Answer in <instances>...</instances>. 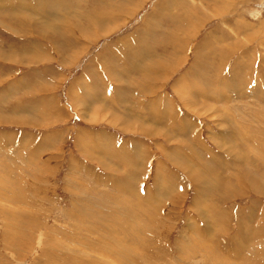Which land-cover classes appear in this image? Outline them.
Here are the masks:
<instances>
[{
    "label": "rangeland",
    "instance_id": "1",
    "mask_svg": "<svg viewBox=\"0 0 264 264\" xmlns=\"http://www.w3.org/2000/svg\"><path fill=\"white\" fill-rule=\"evenodd\" d=\"M162 1L0 0V264H264V0H203L230 15L199 30Z\"/></svg>",
    "mask_w": 264,
    "mask_h": 264
},
{
    "label": "bare ground",
    "instance_id": "2",
    "mask_svg": "<svg viewBox=\"0 0 264 264\" xmlns=\"http://www.w3.org/2000/svg\"><path fill=\"white\" fill-rule=\"evenodd\" d=\"M177 1H178V0H177ZM215 3H216V2H215ZM54 4H55V3H54ZM222 5H223V4H222ZM220 6H221V5H220ZM128 7H129V6H128ZM54 9H55V8H54ZM218 10H220V8H219ZM189 11H190V10H189ZM189 11H188V12H189ZM104 16L106 17V15H104ZM185 16H186L185 18H187L188 21H190V19H191V21H193L194 19H195V20H196V19H199V18H197L196 15H195L193 12H191V11H190V13H189L188 15H187V13H186ZM185 18H184V19H185ZM188 21H185V24H186L185 27L189 28V25H190V27H191V26H195V24H193V23H187ZM97 22H98V24H99V23H102V24H103V23L105 22V19H104V18H101V19L99 18V21H97ZM242 25H243V24H242ZM263 26H264V25H263ZM238 29L240 30V28H238ZM243 29H244V28H242V30H243ZM187 30H188V29H187ZM242 30H241V32H242ZM243 31H244V30H243ZM247 31H248V30H247ZM239 32H240V31H239ZM189 33H190V32H189ZM188 35H189V34H188ZM185 43H187V42H185ZM146 64H147V63H146ZM143 66H144V65H143ZM148 66H149V65H148ZM112 68H113V67H112ZM112 68H111V69H112ZM109 69H110V68H109ZM111 69H110V70H111ZM115 69H116V67H115ZM107 70H108V69H107ZM140 71H141V70H140ZM113 72H114V71H113ZM238 75H239V74H238ZM231 80H232V79H231ZM220 81H221V80H220ZM222 83H223V82H222ZM218 84H219V83H218ZM85 85H86V84H85ZM210 86H211V87H208V88H210V89H209V92H210V93H214V92H215L217 95H220V92H219L215 87L213 88V85H210ZM240 86H241V85H240ZM193 87H194V88H197V87L195 86V84H192V85H191L192 91H193ZM208 88H206V89L208 90ZM215 89H216V90H215ZM199 90H200V89H199ZM204 91H206V90H204ZM200 92H201V91H200ZM190 93H191V91H190ZM195 93H196V92H195ZM215 93H214L213 96H215ZM197 94H198V92H197ZM202 95H203V93H202ZM204 95H205V94H204ZM207 95H208V93H207ZM186 96H187V95H186ZM189 96H190V95H189ZM87 97H88V96H87ZM121 97H122V96H121ZM192 97H194V96H192ZM192 97H191V96L188 97V98H189V101L193 99ZM205 97H206V96H205ZM207 97H208V96H207ZM204 99H205V98H204ZM234 99H235V98H234ZM258 99H259V98H258ZM161 100H162V99H161ZM212 100H213V99H212ZM217 100H218V99H217ZM219 100H220V99H219ZM214 101H215V100H214ZM221 101H222V100H221ZM221 101H220V102H221ZM194 103H195V102H194ZM196 104H197V103H196ZM218 104L220 105V103H218ZM223 105H224V104H223ZM223 105H222V106H223ZM257 106H258V105H257ZM166 107H167V106H166ZM225 107H226V106H225ZM258 107H259V106H258ZM168 108H170V104H169V106L167 107V110H169ZM223 108H224V107H223ZM191 109H192V108H191ZM191 109H190V110H191ZM165 110H166V109H165ZM259 110H260V109H259ZM259 110H258V111H259ZM89 111H90V110H89ZM208 111H209V110H208ZM219 111H220V110H219ZM236 111H237V110H236ZM215 112H216V110H215ZM251 112H252V111H251ZM167 113L169 114L170 117L166 116L165 118H167V119H169V118L172 119V117H173V115H174V114L172 113V111L169 110ZM211 113H212V112H211ZM217 113H218V112H217ZM221 113H222V112H221ZM224 113H225V112H224ZM258 113H260V112H258ZM226 115H227V114H226ZM247 115H248V114H247ZM218 116H220V114H219ZM158 117H159V118H158V122H157L158 125H160L159 122H161V121L167 123V125H169V124L171 123L172 126H173L172 130H173L174 128H177V130H173L174 132H176V134H179V135H183V134H184L185 131L182 130V129H180L181 127H180V128L178 127L179 124H178V121H177V120H175V121L173 120L172 122H171V120H170V121H169V124H168V120H167V121H166V120H162L163 117H162L161 113H158ZM221 117H222V116H221ZM248 117H249V116H248ZM251 117H252V116H251ZM260 117H261V116H260ZM173 118H174V117H173ZM221 119H222V118H221ZM250 119H251V118H250ZM250 119H249V120H250ZM254 119H256V118H254ZM88 120H89V119H88ZM126 120H127V119H126ZM223 121H224V120H223ZM255 121H257V120H255ZM132 122H133V121H132ZM173 124H174V125H173ZM177 124H178V126H177ZM227 125H228V124H227ZM230 125H231V124H230ZM161 126H162V125H161ZM170 126H171V125H170ZM220 126H221V125H220ZM262 126H263V125H262ZM159 127H160V126H159ZM186 127H187V126H186ZM230 127H231V126H230ZM234 127H235V126H234ZM182 128H183V127H182ZM241 128H242V127H241ZM243 128H244V127H243ZM230 129H231V128H230ZM235 129H236V128H235ZM239 129H240V128H239ZM245 129H246V128H245ZM127 131H128V130H127ZM182 131H184V132H182ZM236 131H237V130H236ZM191 132H192V131H191ZM232 132H233V131H232ZM249 132H250V131H249ZM236 133L239 134L240 136H244V135L242 134V130H239V132H236ZM236 133H235V134H236ZM169 134H170V133H169ZM187 135H188V134H187ZM228 135H229V134H228ZM175 136H176V135H175ZM226 136H227V135H226ZM230 137H231V136H229L228 138H230ZM246 137H247V136H246ZM246 137H241V139L239 138V140H241V142H239L240 145H241V144L244 145V146H245V145H248V144L250 145V143L247 144V143L244 142V140H248ZM228 138H227V140H228ZM250 138H251V137H250ZM232 139H233V138H232ZM232 139H231V140H232ZM237 139H238V138H237ZM237 139H236V140H237ZM252 139H253V138H252ZM176 140H177V139H176ZM217 140H218V139H217ZM227 140H226V141H227ZM255 140H256V139H255ZM262 140H263V139H262ZM229 141H230V139H229ZM179 142H181V141H179ZM179 142H175V143H176V144H179ZM197 142H198V141H197ZM197 142H196V143H197ZM215 142H216V141H215ZM233 142H234V140H233ZM233 142H232V143H233ZM254 142H255V141H254ZM225 143H226V142H225ZM244 143H245V144H244ZM198 144H199V142H198ZM234 144H235V143H234ZM256 144H257V142H256ZM263 144H264V143H263ZM201 145H202V144H201ZM101 146H102V144H101ZM226 146H227V145H226ZM238 146H239V145H238ZM260 146H261V145H260ZM177 147H178V145H177ZM203 147H204V146H203ZM234 147H236V146H234ZM250 147H251V146H250ZM105 148H106V147H105ZM199 148H200V147H199ZM221 148H222V146H221ZM231 148H232V147H231ZM231 148H229V149H231ZM261 148H262V147H261ZM87 149H88V148H87ZM219 149H220V148H219ZM229 149H228V150H229ZM234 149H235V148H234ZM236 149H237V148H236ZM241 149H242V147H241ZM241 149H240V150H241ZM250 149H251V148H250ZM220 150H221V149H220ZM224 150H225V149H224ZM255 150L257 151V149H255ZM203 151H204V150H203ZM206 151H207V149H206ZM206 151H205V152H206ZM221 151H222V150H221ZM200 152H201V151H200ZM207 152H208V151H207ZM140 153H141V152H140ZM176 153H177V152H176ZM228 153H229V152H228ZM203 154H204V153H203ZM222 154H223V153H222ZM247 154H249V153H247ZM206 155H207V154H206ZM244 155H245V154H244ZM179 156H180V155H179ZM183 156H184V155H183ZM196 156H197V155H194V157H196ZM218 156H219V155H218ZM260 156H261V155H260ZM114 157H115V156H114ZM232 157H233V156H232ZM244 157L247 158L248 160L250 159V156H249V155H246V156H244ZM244 157L241 156V158L245 159ZM215 158L217 159L218 157H215ZM260 158H264V157L262 156V157H260ZM181 159H182V158H181ZM186 159H187V158H186ZM186 159H185V160H186ZM123 160H124V159H123ZM196 160H197V158H196ZM211 160H212V159H211ZM135 161H136V160H135ZM249 161H250V160H249ZM188 162H189V161H188ZM125 163H127V161H126ZM246 163H247V162H246ZM254 163H255V162H254ZM256 163H257V162H256ZM262 163H263V162H262ZM190 164H191V162H190ZM242 164H243V163H242ZM253 165H255V164H253ZM185 166H186V164H185ZM183 167H184V166H183ZM221 167H222V166H221ZM238 167H239V166H238ZM242 167H244V166H242ZM253 167H255V166H253ZM256 167L259 168V166H256ZM189 168H190V167H189ZM191 168H192V167H191ZM217 168H218V167H217ZM193 169H194V168H192V170H193ZM160 170H161V169H160ZM186 170H188V169H186ZM244 170H245V169H244ZM259 170H260V169H259ZM262 170H263V169H262ZM158 171H159V170H158ZM184 171H185V170H184ZM237 171H238V170H237ZM185 172H186V171H185ZM258 172H259V171H258ZM243 173H244V172H243ZM135 174H136V172H135ZM174 175H175V174H174ZM261 175H262V173H261ZM134 176H135V175H134ZM244 176H245V175H244ZM197 177H198V176H197ZM204 177H205V176H204ZM209 177H210V176H209ZM211 177H213V176H211ZM171 178H172V177H171ZM195 178H196V177H195ZM222 178H223V177H222ZM257 178H258V177H257ZM213 179H214V178H213ZM223 179H224V178H223ZM159 180H160V178H159ZM159 180H158V177H157V182H160L159 184H162V181H159ZM161 180H162V179H161ZM194 180H195V179H194ZM253 180H255V179H253ZM253 180H251V181H253ZM210 181H211V180H210ZM215 181H216V180H215ZM121 182H122V181H121ZM163 182H165V181H163ZM223 182H224V181H223ZM255 182H256V181H255ZM165 183H166V182H165ZM176 183H178V182H176ZM196 183H197V185H196L197 188H200V189H201V192H202V189H204V190H209V194L212 192V191H211L212 189H211V190H210V189H206V188H210V186H211L212 183L209 184V182H205V183L202 182V184L204 183V185H205L204 187L201 185L200 180H197ZM118 184H121V183H118ZM122 184H123V183H122ZM133 184H135V183H133ZM157 184H158V183H157ZM159 184H158L159 187H157V188H158L157 190H159L160 187H161V185H159ZM219 184H220V183H219ZM222 184L224 185L225 183H222ZM239 184H240V183H239ZM252 184H253V182H252ZM112 186H113V185H112ZM120 186H121V185H120ZM124 186H125V185H124ZM169 186H170V187H175V183H173V182L171 181V182L169 183V185L166 187L167 190H168ZM254 186H255V185H254ZM257 186H258V185H257ZM125 187H126V186H125ZM250 187H251V186H250ZM259 187H260V186H259ZM259 187H258V189H259ZM121 188H122V187H121ZM129 188H130V187H129ZM123 189H124V188H123ZM125 189H126V188H125ZM126 190H127V189H126ZM165 190H166V189H165ZM171 190H174V188H173V189L171 188L170 191H171ZM204 190H203V191H204ZM263 190H264V189H263ZM263 190H262V191H263ZM124 191H125V190H124ZM132 191H133V190H132ZM259 191H260V190H259ZM118 193H121V194H122L123 192H118ZM124 193H125V192H124ZM130 193H131V192H129L128 194H130ZM262 193H263V192H262ZM128 194L126 193L125 195H128ZM133 194H134V193H133ZM133 194H132V195H133ZM148 194H150V193H148ZM217 194H218V193H217ZM219 194H220V193H219ZM259 194H260V193H259ZM138 195H139V194H138ZM198 195H200V193H199ZM202 195H203V194H202ZM121 196H122V195H121ZM118 197H120V196H118ZM128 197H129V196H128ZM206 197H207V196H206ZM208 197H209V196H208ZM210 197H211V196H210ZM122 198H123V197H122ZM195 198H196V197H195ZM201 198H202V197H201ZM124 199H125V198H124ZM133 199H134V198H133ZM202 199H203V198H202ZM131 200H132V199H131ZM209 200H210V199H209ZM128 201H130V200H128V198H127V202H128ZM145 201H147V200H145ZM145 201H142V202H141V200H139L138 197H137L136 200L134 199V201H132L131 204L133 205V207L130 206V211L133 210V209H134V211H135V209H140V208L142 209L143 206L141 207V205L144 204ZM217 201H219V199H218ZM140 202H141V203H140ZM161 202H162V201H161ZM210 202H211V201H210ZM210 202H209V203H210ZM145 203H146V202H145ZM157 203H158V202H157ZM195 203H196V202H195ZM148 204H149V203H148ZM148 204H147V205H148ZM135 206H136V207H135ZM139 207H140V208H139ZM210 207L213 208L214 206H212V205H211V206L208 205V208H210ZM147 208H148V207H147ZM149 209H151V208H149ZM118 210H119V209H118ZM142 210H143V211L138 210V211H140L141 213H139V212H134L135 218L137 217V221H136L135 223H137V222L140 223V221H142V220H146V219H149L148 222H150V220L153 219V218L151 219V217L149 216L150 214L144 209V207H143ZM121 211H122V210H121ZM125 211H126V210H125ZM216 211H217V210H216ZM151 212H152V211H151ZM218 212H219V211H218ZM218 212H217V213H218ZM222 212H223V211H222ZM248 212H249V211H248ZM106 214H107V213H106ZM116 214H117V213H116ZM119 214H121V213L119 212ZM119 214H118L117 216H119ZM130 214H133V212L131 211V213H129V215H130ZM211 214H213L212 209H211ZM220 214H221V213H220ZM248 214H249V213H248ZM153 215H154V213H153ZM154 216H156V215H154ZM219 216H222V215H219ZM248 216H249V215H248ZM121 217H122V216H121ZM132 217H133V216H132ZM202 217H203V216H202ZM251 217H252V216H251ZM105 219H107V218L105 217ZM118 219H119V217H118ZM118 219H117V220H118ZM210 219H211V218H210ZM255 219H256V217H255ZM117 220H115V221L118 222ZM202 220H203V222H204V226H205V227H206V226H209V225H214V223H216V222H218V224H217V226H216V227H218L219 224L222 226V223H221V222H224V221L227 222V218L223 219L224 221H223L221 218H220V219H217V220H219V221L216 220V222H215V220H214V221H213V220H210V221L207 222V221H205L204 218H202ZM247 220H248V219H247ZM122 221H123V220H122ZM155 221H156V220H155ZM124 222H125V221H124ZM126 222H127V221H126ZM128 222H129V221H128ZM148 222H147V223H148ZM153 222H154V221H153ZM153 222H152V223H153ZM203 222H202V223H203ZM241 222H242V221H241ZM147 223H146V224H147ZM244 223H245V222H244ZM126 224H127V223H126ZM128 224H129V223H128ZM131 224H132V222H131ZM195 224H196V223H195ZM142 225H143V224H142ZM151 225H152V224H151ZM202 225H203V224H202ZM119 226H120V225H119ZM223 226H224V228H225V223H224ZM150 227H151V226H150ZM118 228H119V227H118ZM185 228H186V227H185ZM119 229H121V232H122V227L119 228ZM152 229H153V228H152ZM206 229H208V228L206 227ZM220 230H221V228L218 229V230L216 231L215 234H217ZM123 231H124V230H123ZM117 232H118V231H117ZM117 232H116V233H117ZM135 232H136V231H135ZM194 232H195V234H197V233H199L200 235L202 234V233L199 232V230H197L196 227L194 228ZM222 232H223V230H222ZM119 233H120V232H119ZM98 234H99V233H98ZM124 234H126V232H124ZM127 234H128L129 239H130V238H133V236H134V230H133V228H131V227L128 228V229H127ZM127 234H126V235H127ZM137 234H138V233H137ZM199 234L195 235V237H190V239H189V241H190V245L192 244L193 246H197V247H200V246H201V247H204V246L210 244V242L212 241L213 236L215 235L214 233L212 234V236L210 235L211 237L208 238V239H209V240H208V239H203L202 236H199ZM117 235H118V234H117ZM119 236H120V235H119ZM117 237H118V236H117ZM138 237H139V236H138ZM206 237H209V235L206 234ZM111 238H112V237H111ZM136 238H137V235H136ZM184 238H185V237H184ZM187 238H188V237H187ZM124 239H125V238H124ZM127 239H128V238H127ZM139 239H141V238L139 237ZM142 239H143V238H142ZM134 240H135V239H134ZM126 241H127V240H125L124 242L122 241V242H123L122 244H120L121 242L119 243V244L122 246V249L125 251V254H126V252H130V253L133 252V253H134V252L136 251V247H135V251H134V249L131 247V244H130V243H132V242H130V243H126ZM203 241H204V242H203ZM109 242H110V241H109ZM111 242H112V241H111ZM111 242H110V243H111ZM110 243H109V244H110ZM114 243H116V241H115ZM184 243H185V242H184ZM112 244H113V243H112ZM136 244H137V243H136ZM187 245H188V244H187ZM192 245H191V248L193 247ZM136 246H137V245H136ZM176 246H177V245H176ZM208 246H210V245H208ZM187 247H189V246H187ZM197 247H196L195 250H194V248H192V249L190 250V252L192 253V252L198 251V252L201 253V250H200L201 247H200V248H197ZM94 248H95V247H94ZM113 248H114V247H113ZM90 249H91V248H90ZM178 250H179V252H180V253L178 254V255H180V256H179L180 258H182V256H185V254H187L186 251H189V249L186 248L185 246H181V243H178ZM91 251H93V249H91ZM116 251H117V250H116ZM116 251H115V252H116ZM93 252H94V251H93ZM95 252H96V251H95ZM111 253H112V252H111ZM122 253H123V251H122ZM206 253H208V252L206 251ZM209 253L212 254L211 252H209ZM218 253H220V252H218ZM128 255H130V254L128 253ZM204 255H205V254H204ZM74 256H75V255H74ZM77 256H78V254H77ZM114 256H115V255H114ZM250 256H251V255H250ZM81 257H82V256H81ZM109 257L112 258L114 261H116L118 264H126V261L124 260V259H125L124 257H123L124 259H120V260L117 259V258H119V257H111V256H109ZM213 257H215V256H213ZM76 258H77V257H76ZM88 258H89V257H88ZM132 258H133V257H132ZM189 258H190V257H189ZM116 259H117V260H116ZM129 259H130V257H129ZM211 260H212V259H211ZM215 260H216V259H215ZM83 261H84V260H83ZM213 261H214V260H213ZM67 262H68V261H67ZM90 262H91V260H90ZM103 262H104V261H103ZM127 262H128V261H127ZM88 263H89V262H88ZM106 263H107V262H106ZM89 264H98V262H96V260H94V262H91V263H89ZM110 264H113V263H110Z\"/></svg>",
    "mask_w": 264,
    "mask_h": 264
},
{
    "label": "crops",
    "instance_id": "3",
    "mask_svg": "<svg viewBox=\"0 0 264 264\" xmlns=\"http://www.w3.org/2000/svg\"><path fill=\"white\" fill-rule=\"evenodd\" d=\"M173 1L174 0H163L162 1V4H165L166 3V5L170 8V10L172 11V9H173ZM177 1V0H176ZM179 1V5L178 6H180L181 8H177L176 9V12L175 13H170V12H165V5H163V9L162 8H160V10H163V12H160L159 14H158V12H156L157 14H154V16L156 17V18H154L155 20H157V22L159 23V21H161V20H163V17L164 16H169L170 17V19L171 18H176L177 20H178V18H177V16H182L183 15V17H184V9L182 8V6L183 5H186V7L185 8H187V9H189L190 8V10L192 11V12H195L196 13V17L197 18H199V20L197 19V20H195V21H197V23L195 24V26L198 28L197 30H199V29H201V28H204L211 20H213V21H215V20H219L220 19V21L222 20V21H224V20H226V17H228L230 14H229V12L227 11V12H222V13H219L218 15H217V17H211V14H212V7H211V4H209V6L203 1V0H193L194 2H191V3H189L187 0H178ZM249 1V0H248ZM247 1V2H248ZM239 4L238 3H234V4H231L230 6H231V8H234V9H236V6H238ZM200 7H201V9L202 10H205L203 13L199 10L200 9ZM206 7H207V9H206ZM169 8H167V10L169 9ZM175 8V7H174ZM256 8L257 9H253V10H258V11H260L261 9H259V7H257L256 6ZM232 10V9H231ZM264 10V9H263ZM215 12L216 13H218L219 12V10H218V8L216 7V9H215ZM153 14H151V15H153ZM171 14H175V15H171ZM203 14V15H202ZM207 15V16H206ZM252 16H254V15H258L257 13H252L251 14ZM166 16V17H167ZM186 17V16H185ZM238 18V16L235 18V19H237ZM264 18V17H263ZM260 19V18H259ZM261 19H262V17H261ZM185 21H188L187 20V18H183V23L185 24ZM199 21V22H198ZM238 21H239V23L238 24H233V25H238V26H240V30L238 29V28H236L235 30H236V32H232L234 35H236V36H245V35H247V32H245V30H247L248 29V27H249V23H247L245 20H243V18H242V16L238 19ZM157 22H156V24H157ZM162 22V21H161ZM187 23H191V21H188ZM243 24V25H242ZM162 25H163V22H162ZM178 26L179 25H177V28H176V31H178ZM252 26V25H251ZM234 28V27H233ZM242 28H244L243 30H242ZM254 28V27H253ZM241 31L242 30V32H239V31ZM200 33V32H199ZM166 35L168 34V33H165ZM181 34V33H180ZM183 34V33H182ZM196 33H193L192 35H195ZM209 35H213V33H210ZM112 50V49H111Z\"/></svg>",
    "mask_w": 264,
    "mask_h": 264
}]
</instances>
